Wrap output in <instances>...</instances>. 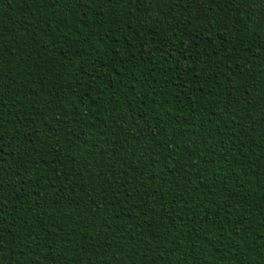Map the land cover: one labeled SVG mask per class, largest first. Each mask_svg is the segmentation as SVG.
Returning <instances> with one entry per match:
<instances>
[{
	"label": "trees",
	"instance_id": "16d2710c",
	"mask_svg": "<svg viewBox=\"0 0 264 264\" xmlns=\"http://www.w3.org/2000/svg\"><path fill=\"white\" fill-rule=\"evenodd\" d=\"M0 264H264V0H0Z\"/></svg>",
	"mask_w": 264,
	"mask_h": 264
}]
</instances>
